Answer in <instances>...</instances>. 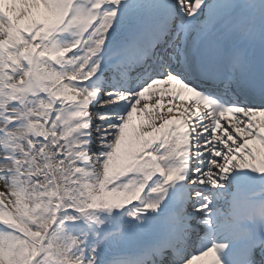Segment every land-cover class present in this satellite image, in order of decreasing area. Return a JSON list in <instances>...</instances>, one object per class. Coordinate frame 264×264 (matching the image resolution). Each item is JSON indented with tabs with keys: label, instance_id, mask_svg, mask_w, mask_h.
<instances>
[{
	"label": "snow or ice",
	"instance_id": "6c2138e0",
	"mask_svg": "<svg viewBox=\"0 0 264 264\" xmlns=\"http://www.w3.org/2000/svg\"><path fill=\"white\" fill-rule=\"evenodd\" d=\"M0 264H264V0H0Z\"/></svg>",
	"mask_w": 264,
	"mask_h": 264
}]
</instances>
